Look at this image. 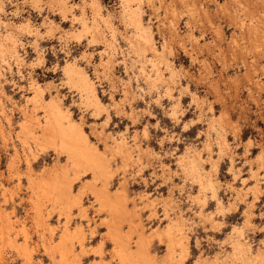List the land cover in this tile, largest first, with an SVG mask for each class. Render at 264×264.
I'll list each match as a JSON object with an SVG mask.
<instances>
[{
	"label": "rangeland",
	"instance_id": "374dc122",
	"mask_svg": "<svg viewBox=\"0 0 264 264\" xmlns=\"http://www.w3.org/2000/svg\"><path fill=\"white\" fill-rule=\"evenodd\" d=\"M3 1L1 18L12 23L28 20L32 25V29L14 32L19 59L7 51L11 40H4L6 49L0 52V210L18 224V231L22 223H26L32 230L33 240L39 244L38 234L33 230L36 225L31 226L28 217L33 213L28 202L30 189L26 177L30 175V166L39 174L40 170L49 169L51 165L66 163L65 156L57 158L51 148L41 150L34 139L21 130L25 111L34 118L41 117L43 113L38 104L27 100L31 93L34 94V80L44 88V99L57 96L88 134L91 133L89 136L93 142L103 144L104 148L109 146L102 150L106 156L110 155L109 160L112 159L110 162L115 171L112 189H116L121 180L127 183L129 209L139 210V219L147 235L155 238L150 250L159 264H165L162 261L167 256V249L159 241L156 231H163L168 223L164 213H173L178 208L186 219L184 228L189 234L188 264L199 255L207 261L218 256L223 260L221 264H246L243 259L235 260L231 254L232 244L228 237L234 227L242 228L241 237L255 253L261 248L264 259V0H143L142 18L153 30L160 56L147 46L144 56L131 48L129 41L137 40L134 39L136 30L123 18L120 0H98L102 15L110 18L112 27L102 22L104 39L98 38V42L91 43V34H85L79 42L70 37V31L80 27L79 16L85 15L88 23L92 24L94 10L88 4L92 0H65L66 10H69L65 16L56 0V4L53 0H41L39 6L32 0ZM84 4L85 12L81 8ZM113 28L114 32L110 30ZM6 30L0 25L2 35L7 33ZM110 41L115 46L116 56L111 62H106L109 58L106 48ZM163 46L171 49L165 50ZM73 59L88 71L97 86L107 108L99 116L67 81L62 68L67 60ZM152 60H156L159 66L153 65ZM142 67L144 71H141ZM157 68L163 80L154 79L160 83L150 79L156 76ZM172 70L176 72L175 78L171 77ZM149 74L151 77L148 78ZM108 114L110 118L107 120ZM119 137H125L131 148L135 145L130 159L125 160L114 150L115 140L118 141ZM206 143L210 144L209 148ZM221 145L223 152L219 150ZM138 148L141 149L139 156ZM180 155L200 157L202 171L211 177L218 196L230 210L218 211L217 201L210 196L209 189L204 192L207 200L202 207L197 199L199 182L181 167ZM136 157H141V160ZM213 162L217 163L216 168ZM90 178L92 175L89 173L83 174L76 185L82 188L84 181ZM79 187L75 188L80 190ZM84 194L87 215L82 216L75 208L71 219L64 217V220L69 221L72 227L83 225L87 246L80 247L82 264L99 263L101 258L107 261L103 263H108L114 259L111 258V241L106 236L107 228L104 222L101 223L106 213L101 212L89 188ZM144 194L143 198L152 197L150 206L146 199H141ZM164 198L174 199V209L166 205ZM202 208L206 215L213 214L212 218L219 221L217 226L199 217L196 212ZM51 213L52 226L59 228L63 218L59 217V212ZM125 230L129 228L125 227ZM20 232L17 243L23 240ZM34 243L37 252L33 264H51L43 247ZM1 248H4L6 264H23L15 248L5 247L0 240ZM99 253H103L102 257Z\"/></svg>",
	"mask_w": 264,
	"mask_h": 264
},
{
	"label": "bare ground",
	"instance_id": "6f19581e",
	"mask_svg": "<svg viewBox=\"0 0 264 264\" xmlns=\"http://www.w3.org/2000/svg\"><path fill=\"white\" fill-rule=\"evenodd\" d=\"M32 1L36 6H39V4L41 3V0H32ZM54 1L55 0H53V2ZM142 1L143 0H120V2L122 4V16H123V18L129 24L133 25L135 30H136V37L134 36L135 38L134 37L133 38L134 39L137 38V40H130L129 43H130L131 48L134 49L135 52L138 53L139 55L140 54L143 55V53H145L144 52L145 46H147L146 48H148V49L151 48L155 55L158 54V56H160L159 55L160 49H158V47L156 46V44L154 42L156 39H154L153 30L151 29V26L146 25L144 23L143 18H142V14H141V4L143 3ZM56 2L60 5L61 8L59 6L58 7L60 9H62L61 10L62 14L65 16V13L67 11L66 10L67 9L66 1L65 0H56ZM158 2H160V1H158ZM88 4H91V6L94 10V16H93L92 24L88 23V21L84 17L85 15L81 16V17L79 16V20L81 22L80 27L77 30L70 31V37L72 36L75 39H77V41L80 42L83 39V36L85 34L89 33V34H91V36L89 37L91 40L90 41V43H91V42H96L98 40V38H103V36H104L103 31L104 30H102L103 29L102 28V22L104 23L103 25H106L108 27H112V24H111L109 17L102 15L101 5H100L98 0H92ZM88 4H86V5H88ZM81 8L84 11L85 4L83 6H81ZM0 9H2V10H0V13H2L4 11V1L3 0H0ZM61 11H60V13H61ZM67 12H69V10ZM244 12H245V10H244ZM122 16H121V18H122ZM252 17H253V15H252ZM76 19H77V17H76ZM241 24H243V23H241ZM0 25H3L7 29L6 30L7 33H5V35H2L0 33V52H2L4 49H6V48H4V46L6 44L4 42V40H11L12 43L11 44L9 43L10 46L7 47L8 48L7 51L11 52V56L13 55V56L18 58L19 55L17 54L18 52L16 49L17 40L15 39L14 32L17 30H22V29H28V30L32 29L31 28L32 25H31L30 21L27 20V21H21L19 23H17V22L12 23V22L4 20L3 18L0 17ZM249 26H248V28H249ZM254 26L255 25H253V28H254ZM108 27H106V28H108ZM129 27H130V25H129ZM244 27H246V26L244 25ZM33 30H35V29L33 28ZM110 30L113 31L114 28L110 29ZM19 33H21V32H19ZM67 34H69V33H67ZM191 34H192V32H191ZM99 41H100V39H99ZM234 41H235V39H233V42ZM104 42L106 43L107 41H104ZM166 42H167V40H166ZM107 45H106L107 46L106 52L109 54V58L105 61L111 62L112 58H114V56H116L115 55L116 54L115 46L113 45V42H111V41L109 43H107ZM165 46H163V47H165ZM167 48H170V47H167ZM167 48L165 47V50ZM162 49H164V48H162ZM39 52L37 54H39ZM153 55H151V57ZM162 55H163V53H162ZM6 57H7V54H6ZM40 58L42 59V57H40ZM40 58L37 60L38 61L37 63H39ZM142 58H144V57H142ZM0 59H2V58H0ZM21 60H22V57H21ZM146 62H144V63H146ZM148 62H150V61H148ZM152 62H153V65H155L156 67L159 66V65L158 66L156 65V64H158L156 62V60H152ZM161 62H163V61H161ZM6 63H9V62H6ZM136 63H138V62H136ZM168 63H170V62H168ZM32 64H34V63H32ZM106 66H108V65H106ZM140 66H142V65H140ZM168 67L170 68L169 65H168ZM62 69H63L64 74L66 75V78L68 79L67 81H69L72 84L71 86L75 87L79 91V93L82 97V101H84L87 106L92 108L93 113L96 116L101 115L102 112L107 110V108L105 107V104L103 103V101H102V99L98 93V89H97V86H96L94 80L91 78L88 71H86V69L77 62V60H75V59L67 60L66 64L63 65ZM148 69H150V68H148ZM142 70L144 71L143 67H142L141 71ZM162 72H163V70H162ZM3 73L4 72H2V74ZM175 73L176 72H174L172 70V72H171L172 78L173 77L175 78ZM150 74H151V72H150ZM150 74L148 76L145 75L144 78L146 76L148 78L151 77ZM155 75H156L155 77L150 78L151 81L154 78L159 79V80L160 79L163 80L162 79V73H160L158 68H157V72ZM166 77L167 76H165L164 79H167V83H168L169 80ZM148 78H146V79H148ZM159 80H157V81L159 82ZM155 81H154V84H156ZM256 81L258 82V80H256ZM147 82H149V81H147ZM167 85H169V84H167ZM32 86L35 88V90L33 89L34 94L31 93V96L29 98L27 96V98H28L27 100L28 101L32 100V102L38 104V106L43 109V113H42V115H40L41 117L38 118V116L35 115L36 118H34V115L31 116L32 115L31 114L28 116V114H27L28 111H25V113H23V114H25V117H24L25 119L20 123L21 124L20 125L21 130L23 133H25V135L26 134L30 135L32 137V139H34L33 141H35L36 145H38V147L41 150H45V149L47 150L48 148L49 149L51 148V150L55 154H57V156H56L57 158H60V156L66 157V163H63L62 165H57V163H56V165H53V166L51 165V168H49V169L40 170L39 174H36L33 171L34 169H32V167L30 166V168L28 167L30 175L28 174L29 176H26L28 178V185H29L28 187L30 189V195L28 193V195H29L28 196L29 197L28 202H29V204H31L30 209L33 210V213H32L33 215L29 213V216H28L29 221L32 222L31 226H33L34 224L36 225V227L33 229L35 231L34 234L35 233L38 234V237H37L38 242L43 247V250L45 251L46 255L48 256L51 264H82V258H81L82 252L80 253V250H81V248H85L87 246L85 243V240H86L85 230H84L82 224H79L76 227H72L71 223H69V221H68V223L65 222L64 219L65 218L67 220L69 218L71 219L73 212H74V211L72 212V210L73 209L75 210V208L80 211V214L82 216L87 215V210H86L87 208L84 206V203H83V194H84L86 188L90 189V191L92 193L91 195L94 197L95 202L97 203L101 212L103 210L106 213V216L103 217L104 221H101V223L104 222L105 227L107 228L106 236L111 241V243H110V244H112L111 258L114 259V260L109 261L108 263H103L104 261L105 262H107V261L105 259L101 258V259H99L100 260L99 263L95 262V264H159L157 258L152 255V252L150 250V248H151L150 246H152V240L155 238L152 239L150 237V234L147 235L146 230L144 229V225L142 224L141 219H139V210L138 209H134V210L129 209L130 205H129V195H128L127 183L124 180H121L120 183L118 184V186L116 187V189H112L115 171L113 170V168L111 166L110 160H112V159L109 160L110 155L106 156L102 149H100V152L103 153L102 156H96L95 154L91 153L89 146L92 144H96V143L90 139L88 132L84 129L81 122H79L78 120H76L72 116V111L70 109H68L67 107L63 106V104L60 101L61 99H59L55 95L51 99L50 98L47 100L44 99V96H43L44 88H42L39 85V82H34V80H33ZM150 87H152V84ZM1 92L3 93V89L1 90ZM125 94H126V91H125ZM196 97H197V95L195 96V99H197ZM34 103H32L33 107H34ZM36 109H37V107H36ZM175 112H176V110L174 107L173 113H175ZM129 113H130V111H129ZM170 113H171V110H170ZM34 114H35V112H34ZM28 117H30V118H28ZM109 118H110V115L108 114L107 120ZM214 120H215V118H214ZM33 124H34V126H33L34 129L32 127ZM73 128H78L79 132L83 133V135L85 137H87V143L74 142L73 141ZM100 130H102V128ZM144 130H145V128H144ZM211 130H214V129L212 128ZM98 132H100V131H98ZM207 140H208V138H207ZM115 141L114 142H115V148L116 149H114L113 147L112 148L114 150H117L116 152L117 153L119 152L120 155L122 154L123 155L122 157L125 158V160L130 159L131 155L133 154V153L131 154V149L135 145L131 148L130 144L125 139V137H122L118 141L117 140H115ZM221 142H220V144H221ZM134 143H136V142H134ZM225 143H226V141H225ZM207 145L209 148L210 144L206 143V146ZM69 147L73 151L72 163L75 165V167L71 170V172H69V155H68ZM107 148H109V146ZM140 148L144 149L143 147H140ZM140 148H138V149H140ZM146 149L148 150L147 147H146ZM219 150L220 151L223 150L222 145H221V148ZM144 151H145V149H144ZM152 151H153V149H152ZM105 152H106V150H105ZM193 152H195V151H193ZM112 153H111V155H112ZM139 153L141 155V149L138 152V156H139ZM145 153H147V152L145 151ZM140 158H139V160H141ZM204 160H206V159H204ZM214 161H216V160H214ZM86 163L91 164L95 168V172H94V174H92V178L86 179L84 181L85 183L82 186V188L79 187L81 189L78 190L75 188L76 182L81 179L83 174L88 173L87 167L85 166ZM179 163L185 171L189 172V174H192L197 179V181L199 182V189L200 190H199V194L197 193L198 194L197 199L201 201L202 207H203V204L207 200L204 192L209 189V190H211L210 196L214 200L217 201L218 211L225 212L226 210L231 209L230 207L225 206L223 203V200L218 196L217 188H216L214 182L210 179L211 177L209 178L207 176L208 173L205 174L202 171V168L200 166V157L198 155L197 156L196 155L195 156L182 155L179 158ZM126 165H127V163H126ZM163 165H164V163H163ZM213 167L214 168L217 167L216 162L213 164ZM46 168H48V167H46ZM207 171H208V169H207ZM207 171L205 170V172H207ZM184 176H186V175L184 174ZM144 196H146V195L145 194L143 196L141 195V199L142 200L146 199L145 202L147 203L148 206H150L151 202H152V200H151L152 197L150 198L148 195V197L143 198ZM164 199H166V198H164ZM159 200H160V197H159ZM166 200H167L166 205H168V206L172 207V209H174V205L176 203L174 201V199L170 198L169 200L168 199H166ZM195 201L198 202L197 200H195ZM49 207H50V209H49ZM142 208L143 207L141 206V209ZM52 211L59 212V217L63 218V219H61L62 224L60 225V227L58 224L59 228H54L52 226V223L50 222V220H51L50 216L52 214L51 213ZM204 212L205 211H203V208H202V209H200V211L198 210V212H196V213L199 215L200 218L204 217L205 220H209L210 222H214V223H212L213 226H215L217 224V222H219L218 220L212 218L213 214L212 215H209V214L206 215ZM103 214H104V212H103ZM164 215H165L164 218L166 220H168V223L166 225L164 224L165 226H164L163 231H160V230L156 231V235L160 239L159 241L163 242L166 246V249H167V256L165 257V259H163L162 263H165V264H171V263L172 264H174V263L175 264H188L187 260H188V257L190 255L189 234H187L186 229L184 228L186 219L182 213V210L178 208L175 212L173 211V213H169L168 211H166L164 213ZM222 215H224V214H222ZM28 217H27V219H28ZM205 220H203V221H205ZM248 221L249 220H247V222ZM21 222H23V221H21ZM221 224H223V223H221ZM17 225L15 224V221L12 220L10 215H6V214L4 215L3 212L0 210V240H1V242L3 243V245L5 247L15 248L16 251L21 256L23 264H33V262L36 260L35 252H37V247H36V245H33L35 240H33L34 235L32 234V230L31 231L29 230V226H27L26 223H22V226L20 229L21 232H20V230L19 231L17 230ZM27 227H28V230H27ZM125 227H128L129 230H125ZM35 229H37V230H35ZM18 232H20L23 235V240L20 241V243L16 242V239L19 235ZM242 233L243 232H242L241 227H234L232 233H230V235L228 237L231 244H232V251H231L232 256H234L235 260H236V258H239L241 260L243 259L244 261H246L249 264H264V259H263V254H262L261 248L259 250L257 249L258 252L255 253L253 251V249L250 247L249 243L244 241L246 239L243 240V238L241 237ZM35 243L37 244V241ZM39 244H37V246ZM97 247L98 246H96V248ZM100 248L102 250V247H100ZM3 250H4V248L0 249V264H6L4 261ZM101 250H99V252ZM83 251H86V250L84 249ZM97 251H98V248H97ZM99 254L102 257L103 253H99ZM228 257L230 258V256H228ZM91 261H93V260H91ZM221 261H223V260H221L220 257H218V256L214 257L213 261H207V258L205 259L203 256L199 255V257L193 263H190V264H221ZM93 264H94V262H93Z\"/></svg>",
	"mask_w": 264,
	"mask_h": 264
},
{
	"label": "snow or ice",
	"instance_id": "6c2138e0",
	"mask_svg": "<svg viewBox=\"0 0 264 264\" xmlns=\"http://www.w3.org/2000/svg\"><path fill=\"white\" fill-rule=\"evenodd\" d=\"M89 135H91V133H89ZM73 141L87 143V137H85L83 133H80L78 128H73ZM89 147H90V152L95 154L96 156L103 155V153L100 152V149L104 148L103 144L97 142L96 144H92ZM68 155H69V172H71V170L75 167V165L72 163L73 151L70 147H69ZM85 166L87 167V171L89 175L94 174L95 168L91 164L86 163ZM81 183H83V181H81ZM76 186L79 187V185ZM262 247H264V242H262Z\"/></svg>",
	"mask_w": 264,
	"mask_h": 264
}]
</instances>
